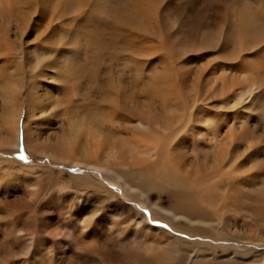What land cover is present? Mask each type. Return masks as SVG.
<instances>
[{
  "label": "bare ground",
  "instance_id": "bare-ground-1",
  "mask_svg": "<svg viewBox=\"0 0 264 264\" xmlns=\"http://www.w3.org/2000/svg\"><path fill=\"white\" fill-rule=\"evenodd\" d=\"M22 263L264 264V0H0Z\"/></svg>",
  "mask_w": 264,
  "mask_h": 264
},
{
  "label": "rangeland",
  "instance_id": "rangeland-1",
  "mask_svg": "<svg viewBox=\"0 0 264 264\" xmlns=\"http://www.w3.org/2000/svg\"><path fill=\"white\" fill-rule=\"evenodd\" d=\"M13 154H15V153H6L5 152V154H2V155H4L5 157H7V158H10V157H15L16 158V160L19 162V163H22V164H33V163H46V164H48V165H53V166H55L56 164L54 163V162H52L51 160H49V159H44L43 157H40V156H34V157H32V158H28L27 159V155H26V153H25V151H23V150H21V151H19V152H17L16 153V155L15 156H11V155H13ZM50 162V163H49ZM62 166V165H61ZM62 169H66V171H65V174L67 173V175L69 174V173H76L77 171H78V169H73V168H71V167H69V166H65V165H63L62 167H61ZM120 193V192H119ZM121 196V195H120ZM133 204V203H132ZM134 205H136L138 208H140V211L142 212V213H144L147 217H149V209H148V207L147 206H145V205H143L142 203L141 204H134ZM23 264V263H22Z\"/></svg>",
  "mask_w": 264,
  "mask_h": 264
}]
</instances>
